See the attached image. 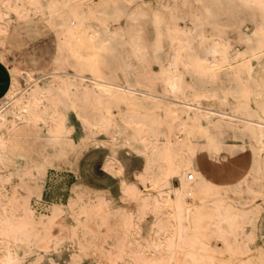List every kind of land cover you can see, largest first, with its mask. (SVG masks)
Instances as JSON below:
<instances>
[{"label": "bare ground", "instance_id": "obj_1", "mask_svg": "<svg viewBox=\"0 0 264 264\" xmlns=\"http://www.w3.org/2000/svg\"><path fill=\"white\" fill-rule=\"evenodd\" d=\"M128 1L0 0L1 46L5 45L8 27L23 17L43 22L57 38L56 50L44 68L31 66L26 59H12L3 48L0 50L11 75L8 88L0 94V164L19 121L47 120L53 129L59 122V102L76 106L81 96H93L103 98L106 104L126 105L116 114L111 105L101 108L92 128H111L113 142L144 150L151 140L150 132L163 134L167 121H161L159 132L157 119L147 117L152 111L175 121L171 131L176 137L154 143L153 151L164 164L159 170L155 168L156 156H147L142 180L149 178L152 190L129 187L128 181L120 179L121 188L130 190L133 210L129 214L121 211L113 218L114 223L120 222L118 231L125 234L116 252L118 262L264 264L257 216L252 207H247V194L264 201V110L250 99L251 94L259 93L262 83L250 78L253 68L248 60L242 64L244 68L227 71L226 76L234 83L226 88L219 68L231 62L233 46L229 40L220 43L202 33L205 21L220 23L222 15L247 11L255 20V28L253 35L245 33L243 38L248 50L258 56L264 47V0H210L202 5L205 19L198 17L201 12L187 14L171 5L184 25H179L171 52L165 55L159 50L154 54L159 62L157 72L143 78L130 68V54L138 56V49L128 39L123 24ZM202 96L218 97L224 104L204 106ZM47 100L52 102L50 106ZM247 140L253 143L251 165L259 184L257 192L250 186L252 179L245 175L248 163H244L243 151ZM110 151L104 158L106 171H112L113 163L118 162L119 150ZM213 154H223L232 162L226 175L215 173L210 178L205 174L202 165ZM3 178L8 180L10 175L0 171V180ZM172 178L178 179V185H173ZM189 196L198 202L189 203ZM28 206L16 199L0 198V264H21L23 228L13 212L22 210L23 216L31 217ZM145 207L157 214L150 228L140 226L137 219ZM39 234L34 233L33 238L45 246L49 237Z\"/></svg>", "mask_w": 264, "mask_h": 264}, {"label": "rangeland", "instance_id": "obj_2", "mask_svg": "<svg viewBox=\"0 0 264 264\" xmlns=\"http://www.w3.org/2000/svg\"><path fill=\"white\" fill-rule=\"evenodd\" d=\"M209 2L210 0L128 1L123 24L128 39L138 49V56L130 54L129 57L130 68L135 74L143 78L156 73L159 62L154 54L163 50L167 55L175 48L173 39L178 33L179 25H184V21L179 20L171 5H177L187 14L201 12L198 17L205 19L206 13L202 5ZM110 25L116 26L114 23ZM254 28L255 20L247 11L240 14L233 11L222 15L220 23L205 21L202 33L210 40L216 39L220 43L229 40L233 46L230 50L231 62L219 68L221 82L226 88L234 83L226 76L227 71L230 68H244L242 64L245 61L251 62L253 70L250 78L260 80L262 87L259 93L251 94L250 99L264 110V47L256 56L248 50L247 42L243 38L245 33L253 35ZM56 41L52 28L43 22L34 23L31 18L23 17L8 27L5 45L3 47L0 43V50L3 48L12 59H26L31 66L44 68L56 50ZM10 79V66L0 57V94L8 88ZM155 84L160 85L159 82ZM201 102L208 107L224 104L215 96H202ZM229 102L233 103V99L230 98ZM50 103V100L46 101L47 106ZM106 105H111L115 114L126 109V105L122 103L106 104L103 98L81 96L76 100V106L69 102L57 104L59 122L53 129L47 120L39 119L34 122L19 121L17 129L12 130V141L4 152L3 164H0V171L9 174L10 178L0 180V198L2 201L16 199L29 205L31 209V217L23 216L22 210L13 212L23 228L20 233L23 242L19 250L21 264H121L116 252L119 251L125 234L118 231L120 222L114 223L113 218L121 211L129 214L133 210V202L129 188H121L120 179L128 181L129 187L152 190L151 180H142L147 156H156L157 170L164 165L153 151V145L157 139L160 143L164 138H175L176 135L171 129L175 128L176 123L151 111L147 117L157 119L159 132L163 128L161 121L167 120L163 134L150 132L151 140L145 150L139 146L130 147L124 142H113L111 128H92V122ZM252 145V141L247 140L243 151L244 163H248L245 175L252 179L250 186L257 192L259 184L254 179L251 165ZM113 148L119 150L118 162L121 167L118 162H114L113 170L106 171L103 167L104 158ZM172 182L173 185H178L177 178H172ZM247 198V207H252L257 216L256 226L260 241L264 245V201L260 197H248V194ZM187 201L196 203L198 199L189 196ZM137 219L140 226L150 228L155 224L157 214L145 207L140 209ZM88 225H92L91 228ZM92 228L96 229L93 230L95 233ZM37 232L49 237L44 247L33 238V234ZM250 246L253 247L254 243ZM108 248L111 250H107ZM110 251L115 253L111 255ZM90 253L93 254L92 257Z\"/></svg>", "mask_w": 264, "mask_h": 264}, {"label": "snow or ice", "instance_id": "obj_3", "mask_svg": "<svg viewBox=\"0 0 264 264\" xmlns=\"http://www.w3.org/2000/svg\"><path fill=\"white\" fill-rule=\"evenodd\" d=\"M231 163L232 162L223 154L220 156L213 154L210 160L204 162L202 168L206 175H209L210 178H214L213 174L215 173H223L226 175L230 171Z\"/></svg>", "mask_w": 264, "mask_h": 264}]
</instances>
